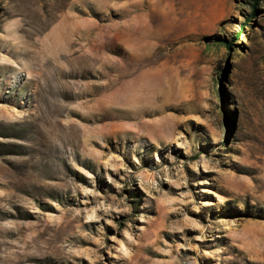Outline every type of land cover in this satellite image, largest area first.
<instances>
[{"label": "rangeland", "instance_id": "rangeland-1", "mask_svg": "<svg viewBox=\"0 0 264 264\" xmlns=\"http://www.w3.org/2000/svg\"><path fill=\"white\" fill-rule=\"evenodd\" d=\"M0 264H264V0H0Z\"/></svg>", "mask_w": 264, "mask_h": 264}, {"label": "trees", "instance_id": "trees-1", "mask_svg": "<svg viewBox=\"0 0 264 264\" xmlns=\"http://www.w3.org/2000/svg\"><path fill=\"white\" fill-rule=\"evenodd\" d=\"M241 32H242V28H241L240 31L236 34V36H235V38H234V41H235V42L239 39V37H240V35H241ZM228 48H230V45L228 46Z\"/></svg>", "mask_w": 264, "mask_h": 264}, {"label": "bare ground", "instance_id": "bare-ground-1", "mask_svg": "<svg viewBox=\"0 0 264 264\" xmlns=\"http://www.w3.org/2000/svg\"><path fill=\"white\" fill-rule=\"evenodd\" d=\"M165 1V0H164ZM172 11V10H171ZM124 106H128V104H129V102L127 103V101L126 102H124V103H122ZM129 107V106H128Z\"/></svg>", "mask_w": 264, "mask_h": 264}]
</instances>
